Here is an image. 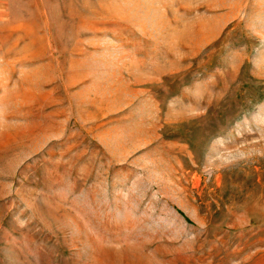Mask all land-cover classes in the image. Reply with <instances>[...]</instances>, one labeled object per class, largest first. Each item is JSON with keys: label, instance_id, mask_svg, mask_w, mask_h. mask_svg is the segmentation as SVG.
Returning <instances> with one entry per match:
<instances>
[{"label": "rangeland", "instance_id": "obj_1", "mask_svg": "<svg viewBox=\"0 0 264 264\" xmlns=\"http://www.w3.org/2000/svg\"><path fill=\"white\" fill-rule=\"evenodd\" d=\"M0 264H264V0H0Z\"/></svg>", "mask_w": 264, "mask_h": 264}]
</instances>
